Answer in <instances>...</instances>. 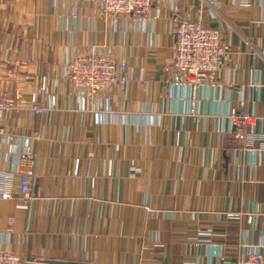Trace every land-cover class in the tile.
Returning <instances> with one entry per match:
<instances>
[{
    "label": "crops",
    "instance_id": "1",
    "mask_svg": "<svg viewBox=\"0 0 264 264\" xmlns=\"http://www.w3.org/2000/svg\"><path fill=\"white\" fill-rule=\"evenodd\" d=\"M236 2L154 0L138 20L105 17L96 0H0V81L21 106L4 118L0 250L27 264H240L264 247V0ZM178 17L231 45L195 118L189 89L172 84ZM92 49L127 64L111 100L70 86V61ZM233 111L253 125L238 131Z\"/></svg>",
    "mask_w": 264,
    "mask_h": 264
},
{
    "label": "built area",
    "instance_id": "2",
    "mask_svg": "<svg viewBox=\"0 0 264 264\" xmlns=\"http://www.w3.org/2000/svg\"><path fill=\"white\" fill-rule=\"evenodd\" d=\"M105 17H122L132 19H144L151 12L154 0H96ZM256 0H237V6L243 9H251ZM173 49V81L175 87H187L190 91L188 99V115L197 116V93L200 89L211 85L213 78L223 69L225 61L231 52V45L222 38V33L216 29L205 28L198 21L178 17L174 29ZM127 64L108 51L92 49L76 55L69 63L68 80L74 95L83 100L91 97L105 96L111 100L115 90L121 89L130 83V78L125 73ZM44 89L35 91V96L43 97ZM17 100L12 99L3 91L0 81V148L7 144L9 137L6 135L4 118L9 111H17L20 108ZM31 110L37 114H43L44 110L35 104ZM231 124L243 131L253 125V117L233 111L229 115ZM259 138H254L258 141ZM36 157L29 151L22 152L18 159V170L22 172L20 179V194L28 197L32 192L33 169ZM16 171V170H15ZM14 172V171H13ZM13 173L0 171V200H8L12 197ZM228 219H240V215H227ZM252 218L249 217V223ZM210 235V233H208ZM220 259L224 260L221 256ZM0 264H27L24 259L16 255L0 250ZM223 264H231L224 262ZM240 264H264V247L258 251L248 252Z\"/></svg>",
    "mask_w": 264,
    "mask_h": 264
},
{
    "label": "water",
    "instance_id": "3",
    "mask_svg": "<svg viewBox=\"0 0 264 264\" xmlns=\"http://www.w3.org/2000/svg\"><path fill=\"white\" fill-rule=\"evenodd\" d=\"M31 216H33V214Z\"/></svg>",
    "mask_w": 264,
    "mask_h": 264
}]
</instances>
